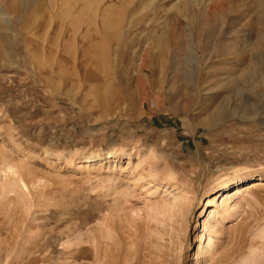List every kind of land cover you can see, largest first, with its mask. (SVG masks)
I'll return each instance as SVG.
<instances>
[{
  "label": "rangeland",
  "instance_id": "rangeland-1",
  "mask_svg": "<svg viewBox=\"0 0 264 264\" xmlns=\"http://www.w3.org/2000/svg\"><path fill=\"white\" fill-rule=\"evenodd\" d=\"M262 79L264 0H0V264H264Z\"/></svg>",
  "mask_w": 264,
  "mask_h": 264
},
{
  "label": "bare ground",
  "instance_id": "bare-ground-1",
  "mask_svg": "<svg viewBox=\"0 0 264 264\" xmlns=\"http://www.w3.org/2000/svg\"><path fill=\"white\" fill-rule=\"evenodd\" d=\"M262 80H264V79H262ZM97 97H98V99H97V104L96 105L99 108H101L103 110H109L111 108V104L109 102L106 101L107 104H105L106 102H103L102 99H100L99 96H97ZM187 105L188 104H186V106ZM229 116H231V110L228 109L227 103H224L223 105L219 106L218 109L215 112L209 114V122L208 123H209L210 126H214L220 120H222V119H224L226 117H229ZM89 168H90V165H88L87 163H84L83 165L76 167V169L78 171H83L85 169L88 170ZM261 180L255 181V182L253 181V182H250V183H246L245 185H242L240 187H236V188L232 189L231 191L226 192L223 195L224 198H223L221 204L225 205L227 202H229L234 197L236 198L237 196H239V195H241L243 193H247L248 194L252 190L258 189V187L260 188L262 186V188H263L264 182H262ZM194 203H197V202H194ZM203 225H204V229H206V223H204ZM201 245H202V239L200 237V243H199L198 250H197V253H196L197 255L200 254L202 252V250H203L202 247H200Z\"/></svg>",
  "mask_w": 264,
  "mask_h": 264
}]
</instances>
